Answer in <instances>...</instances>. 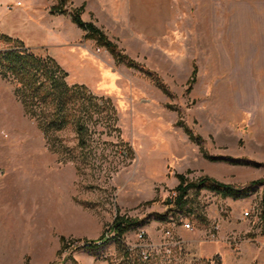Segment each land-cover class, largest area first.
Returning <instances> with one entry per match:
<instances>
[{
	"label": "rangeland",
	"instance_id": "374dc122",
	"mask_svg": "<svg viewBox=\"0 0 264 264\" xmlns=\"http://www.w3.org/2000/svg\"><path fill=\"white\" fill-rule=\"evenodd\" d=\"M78 2L66 4L67 24ZM161 3L160 50L140 52L135 41L116 42L145 69L117 63L97 44L92 47L93 56L65 46L34 48L38 55L57 61L68 73L69 85L82 84L94 96L93 101H84L91 111L84 146L78 145L72 126L45 137L38 120L25 112L15 94L16 83L0 75V188L22 194L13 199L20 210L28 200L35 206H55L51 220L55 227L71 225L75 213L87 219L80 236L65 237L66 246L59 254L61 245L53 262L169 264L170 260L163 261L166 257L174 261L171 264H264V123H260L264 100H241L233 86L218 83L215 62L197 60L189 53V0ZM83 14L86 19L99 15L105 20L110 15L87 10ZM151 14L157 16V6L151 7ZM4 24L0 18L1 29ZM195 66L196 81L188 90ZM157 77L169 94L157 86ZM103 96L111 100L113 113L95 108ZM79 102L84 103L81 98ZM179 129L189 141V152L209 161L211 172L195 167L196 161L189 168L175 163L171 132ZM53 140L62 146L55 149ZM73 147H78L76 153ZM77 151L79 160L71 159ZM177 173L189 182L203 176L234 186L261 182L240 198L189 188L188 203L181 208L174 203L180 183ZM27 191L34 192L25 198ZM5 206L2 214L9 237L19 244L26 226L16 228V208L11 203ZM117 213L141 220L122 237L130 256L113 238L94 252L84 249V240L95 239L104 230L112 235L110 224ZM187 222L193 229L185 226ZM139 254L151 258L139 261ZM27 263L0 259V264Z\"/></svg>",
	"mask_w": 264,
	"mask_h": 264
},
{
	"label": "crops",
	"instance_id": "0c3cea01",
	"mask_svg": "<svg viewBox=\"0 0 264 264\" xmlns=\"http://www.w3.org/2000/svg\"><path fill=\"white\" fill-rule=\"evenodd\" d=\"M54 4V0H0V18L5 23L0 29L32 48L65 46L93 56L95 40L85 39V31L72 21L67 24L64 14H51ZM161 4V0H120L119 4L80 0L77 7L83 6L82 18L96 24L111 40L119 44L135 41L140 47L137 51L155 52L162 47ZM152 6H157V16L151 14ZM84 10L110 15L108 20L99 15L86 19ZM81 39L89 43L82 44ZM189 53L197 60L215 62L218 83L233 86L241 100H264V0H189ZM183 133L180 129L171 132L175 163L189 168V163L196 161L195 167L211 172L213 166L209 161L189 152V141ZM33 192L23 195L28 198ZM21 196L14 189L0 188V259L50 264L58 260L61 237L80 236L87 219L75 213L71 225L55 227L51 221L55 218V206H35L28 200L20 210L13 199ZM9 203L13 209L17 207L13 217L16 228L26 226L19 244L9 237L2 214Z\"/></svg>",
	"mask_w": 264,
	"mask_h": 264
},
{
	"label": "trees",
	"instance_id": "16d2710c",
	"mask_svg": "<svg viewBox=\"0 0 264 264\" xmlns=\"http://www.w3.org/2000/svg\"><path fill=\"white\" fill-rule=\"evenodd\" d=\"M68 2H71V0H57V3L51 6L50 13L66 14V4ZM83 9V6L72 9L71 20L85 31V39H93L99 47L106 48L117 63H124L127 67H140L141 69H145L120 49L117 43L112 41L96 24L92 21H85L82 18ZM0 75L4 79L16 83L15 94L22 102L25 112L38 120V126L44 132L45 137H49L50 133L57 130H63L72 126L75 128L79 137L78 145H85L87 140L84 138V133L88 131L89 126L87 123L91 118V111L84 101H93L94 96H92V93L82 84L69 85L65 80L68 73L54 58L38 55L34 48L26 45L19 38L12 37L0 30ZM196 75L197 67L195 66L191 78L188 81V90L195 83ZM157 78V86L165 94H169L165 85L161 82L159 77ZM80 98L84 103L79 102ZM100 98V101L94 103L97 111L113 113L114 107L111 104V100L104 96ZM178 124L181 125L182 122L178 121ZM185 130L192 137L191 131L188 128H185ZM52 145L55 149L60 148L62 142L53 140ZM76 148L78 147H73L74 152L77 150ZM77 152V155L75 154L71 159L79 160L80 152ZM211 158L215 159L213 157ZM77 168L78 170L80 169L79 164ZM176 177L179 179L180 183L175 189L177 193L174 203L181 208L188 203L187 197L189 188H195L198 191L205 188L216 191L223 196L240 198L247 196L252 189L261 182L260 180H254L245 186H234L219 182L208 176H203L196 182H189L186 176L181 173H177ZM262 203V218L264 220V194ZM155 216L161 218L160 214H155ZM140 222L141 220L138 218L117 213L113 222L110 224L111 236H107V231L104 230L99 237L91 240H84L82 247L94 252L113 238L117 240L120 250L124 255L129 257L131 249L122 242V237L128 230L139 225ZM61 241L62 248L59 254L62 253V250L66 246L67 239L62 236ZM146 256L147 257L144 258V255L139 254L138 260L145 259L148 261V259L151 258L149 254H146ZM169 260V264L174 262L166 257L163 258L165 263H168ZM51 264L58 263L53 262Z\"/></svg>",
	"mask_w": 264,
	"mask_h": 264
},
{
	"label": "built area",
	"instance_id": "2783aa9c",
	"mask_svg": "<svg viewBox=\"0 0 264 264\" xmlns=\"http://www.w3.org/2000/svg\"><path fill=\"white\" fill-rule=\"evenodd\" d=\"M17 4H20V2H18ZM245 214L248 215L249 212H245ZM185 226H186L187 228H189V229H193V227L191 226V223H190V222L185 223ZM146 257H147V256H146V254H145V255H144V258H146Z\"/></svg>",
	"mask_w": 264,
	"mask_h": 264
}]
</instances>
